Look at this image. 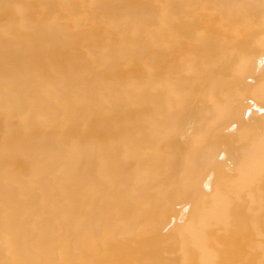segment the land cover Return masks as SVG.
Returning <instances> with one entry per match:
<instances>
[{
	"label": "bare ground",
	"instance_id": "6f19581e",
	"mask_svg": "<svg viewBox=\"0 0 264 264\" xmlns=\"http://www.w3.org/2000/svg\"><path fill=\"white\" fill-rule=\"evenodd\" d=\"M0 264H264V0H0Z\"/></svg>",
	"mask_w": 264,
	"mask_h": 264
}]
</instances>
